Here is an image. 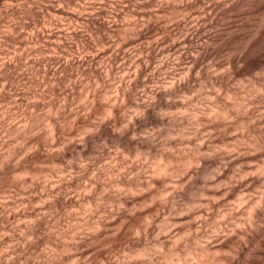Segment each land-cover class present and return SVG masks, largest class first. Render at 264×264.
Returning <instances> with one entry per match:
<instances>
[{
    "label": "bare ground",
    "instance_id": "obj_1",
    "mask_svg": "<svg viewBox=\"0 0 264 264\" xmlns=\"http://www.w3.org/2000/svg\"><path fill=\"white\" fill-rule=\"evenodd\" d=\"M0 264H264V0H0Z\"/></svg>",
    "mask_w": 264,
    "mask_h": 264
},
{
    "label": "rangeland",
    "instance_id": "obj_2",
    "mask_svg": "<svg viewBox=\"0 0 264 264\" xmlns=\"http://www.w3.org/2000/svg\"><path fill=\"white\" fill-rule=\"evenodd\" d=\"M159 174H161V173H159Z\"/></svg>",
    "mask_w": 264,
    "mask_h": 264
}]
</instances>
